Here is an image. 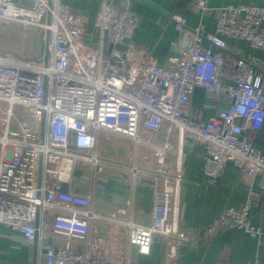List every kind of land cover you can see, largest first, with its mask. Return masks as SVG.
Listing matches in <instances>:
<instances>
[{
	"label": "built area",
	"instance_id": "2783aa9c",
	"mask_svg": "<svg viewBox=\"0 0 264 264\" xmlns=\"http://www.w3.org/2000/svg\"><path fill=\"white\" fill-rule=\"evenodd\" d=\"M209 2L191 0L202 14L211 10ZM215 11L210 47H189L161 66L143 51L118 48L140 22L128 5L103 0L95 49L83 40L85 18L72 15L62 0H0V226L34 243L45 236L39 220L47 216L64 244L47 249L45 264H128L112 257L108 237L95 229L93 194L71 189L77 170L90 168L95 175L111 167L153 186L150 224L116 220L142 255L150 254L156 236L173 251L188 236L179 201L189 139L206 146L203 173L212 182L233 163L244 177L260 176L264 189V154L250 136L264 127V58L226 54V39L247 40L264 51V7ZM173 19L182 30L185 20ZM9 43L19 48L11 52ZM196 88L225 96L227 109L207 122L189 117ZM16 105L27 108L23 120ZM116 137L132 142L131 164L103 156L105 143ZM142 154L148 158L143 163ZM230 230L261 237L249 201L224 209L204 228L210 239ZM175 257L174 251L168 264Z\"/></svg>",
	"mask_w": 264,
	"mask_h": 264
},
{
	"label": "crops",
	"instance_id": "0c3cea01",
	"mask_svg": "<svg viewBox=\"0 0 264 264\" xmlns=\"http://www.w3.org/2000/svg\"><path fill=\"white\" fill-rule=\"evenodd\" d=\"M150 1L160 6L165 13L157 12L146 5ZM27 5V0H19ZM115 5H128L140 18L138 26L124 44L121 51L136 49L154 58L161 66H166L168 58L180 55L189 47H210L207 36L214 33L217 25L216 9L226 5H258L264 7V0H210L211 10L202 14L195 9L191 0H107ZM74 16L86 20L84 43L97 49L101 41V30L97 18L103 0H62ZM181 16L185 25L180 30L173 16ZM228 56H256L264 58V51L254 48L247 40L226 39ZM3 43H0L2 46ZM43 45V44H42ZM11 52L19 48L8 44ZM105 51L110 50L105 45ZM189 117L207 122L213 116L227 109L225 100L208 95L196 88ZM255 146L264 154V127L251 132ZM156 139V138H155ZM104 156L131 164L132 142L125 139L113 140L106 144ZM206 146L189 139L184 145L183 184L179 201V219L188 230L182 244L176 246L175 264H264V189L261 178L244 177L239 169L229 163L224 174L212 182L203 173ZM143 162L147 157L142 156ZM172 164L173 157H170ZM139 163V162H138ZM82 173L75 172L73 191L93 194V211L97 216L93 221L95 229L108 237L114 247L112 257L128 261V264H168L174 251L155 237L149 255L139 253V247L130 246L124 229L117 219L132 218L139 225L150 224L154 206V188L139 176L133 179L131 172L118 173L111 167L93 174L90 168ZM79 171V170H78ZM77 173V174H76ZM80 174V175H79ZM69 189L68 185L64 186ZM247 201L251 204L252 223L261 230L256 238L241 230H230L224 234L208 238L204 228L213 223L226 208L239 209ZM124 209L126 214L117 218V212ZM41 217L39 224L44 232L42 240L29 243L24 236L0 226V264H45L46 251L50 246L63 245V241L53 236L52 221ZM45 222V224L43 223Z\"/></svg>",
	"mask_w": 264,
	"mask_h": 264
},
{
	"label": "water",
	"instance_id": "95a60500",
	"mask_svg": "<svg viewBox=\"0 0 264 264\" xmlns=\"http://www.w3.org/2000/svg\"><path fill=\"white\" fill-rule=\"evenodd\" d=\"M146 5L151 7L152 9H154L157 12L165 13L164 10L160 6H158L157 4H155L153 2L147 1ZM49 41H50V32L47 33V40H46V44H45V53H46L45 59H46V61L48 59V54H49ZM220 99L225 100L227 106L229 105L228 100L226 99L225 96H221Z\"/></svg>",
	"mask_w": 264,
	"mask_h": 264
},
{
	"label": "rangeland",
	"instance_id": "374dc122",
	"mask_svg": "<svg viewBox=\"0 0 264 264\" xmlns=\"http://www.w3.org/2000/svg\"><path fill=\"white\" fill-rule=\"evenodd\" d=\"M14 113H15V115L20 119V120H23L24 119V117H25V115H26V113H27V108L25 107V106H19V105H16L15 106V111H14ZM157 137V135H154V138H156ZM116 139H121V138H119V137H116ZM107 143H105V145H106ZM133 145V144H132ZM104 151L102 152V154H103V156H104ZM106 157V156H105ZM141 163H143V161H141ZM85 170H87V169H84L82 172H84ZM82 172H80V170L78 171L77 170V173H82ZM76 173V174H77ZM80 175V174H79Z\"/></svg>",
	"mask_w": 264,
	"mask_h": 264
}]
</instances>
